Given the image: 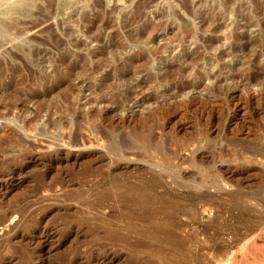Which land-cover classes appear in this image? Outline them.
Instances as JSON below:
<instances>
[{
	"label": "rangeland",
	"instance_id": "1",
	"mask_svg": "<svg viewBox=\"0 0 264 264\" xmlns=\"http://www.w3.org/2000/svg\"><path fill=\"white\" fill-rule=\"evenodd\" d=\"M0 67V264H264V0H0ZM88 84L113 99L79 124L9 110Z\"/></svg>",
	"mask_w": 264,
	"mask_h": 264
},
{
	"label": "bare ground",
	"instance_id": "2",
	"mask_svg": "<svg viewBox=\"0 0 264 264\" xmlns=\"http://www.w3.org/2000/svg\"><path fill=\"white\" fill-rule=\"evenodd\" d=\"M5 1V0H4ZM66 1H68V0H66ZM70 1V0H69ZM88 4H91V1L92 0H85ZM93 1H95V0H93ZM14 2V1H13ZM80 3H81V1H80ZM96 3V2H95ZM50 5V4H49ZM90 6V5H89ZM84 9V8H83ZM81 13V12H80ZM156 15V14H155ZM160 15V14H159ZM191 16V15H190ZM194 16V15H193ZM178 17V16H177ZM197 17V16H196ZM126 18V17H125ZM156 18V17H155ZM179 19V18H178ZM95 20V19H94ZM180 20V19H179ZM196 20V19H195ZM97 21V20H96ZM100 21V20H99ZM45 22V21H44ZM101 22V21H100ZM176 22H177V19H176ZM175 22V23H176ZM204 22V21H203ZM103 24H102V26H101V24L99 25H97V23L95 22V27H93L92 29H91V27L90 28H88V30H86L85 32H86V35H85V41L83 40H81L80 39V37H75L76 35H73L74 36V38H71L72 40H71V43H72V46L73 47H75L76 49H79V51H80V49H81V47H83L84 49H85V47L86 46H88L89 47V45H87L89 42L90 43H92V42H96V41H100V38H99V35H98V32L97 31H99L100 29H106L107 28V26L109 25V23H108V25H107V23H104V22H102ZM136 23H139V22H136V18L135 19H133L131 22L129 21V24H128V30H130V32H134V34L135 33H138V37L136 36V38L137 39H141L143 36H145L146 35V33H148V32H151V33H153V32H155V33H158V32H162V30H165V27L163 28L162 27V25H160V24H153V25H146L142 30H135V26H133L134 24H136ZM181 24V23H180ZM180 24H179V26H180ZM182 24H183V22H182ZM205 24V23H204ZM38 25L39 24H35L34 25V27H38ZM93 25V24H92ZM93 25V26H94ZM111 25V24H110ZM202 27L203 26H205V25H201ZM88 27V26H87ZM180 27H182V25L180 26ZM187 27H189L188 25H187ZM219 27V26H218ZM172 28V27H171ZM69 29V28H68ZM87 29V28H86ZM187 30H188V28H186ZM220 29H222V27H220ZM73 30V29H72ZM72 30H70V31H72ZM74 31V30H73ZM217 31V30H216ZM185 32V31H184ZM191 33V31H189V34ZM100 34V33H99ZM150 34V33H149ZM71 35V36H72ZM77 36H78V34H77ZM147 36V35H146ZM147 38V39H146ZM145 39H146V41L148 42V40L150 41V40H154L153 38V36H148V37H146ZM60 40V39H59ZM61 41V40H60ZM60 41H58V42H60ZM102 41V40H101ZM89 43V44H90ZM59 44H61V45H64V43H63V41H61V43H59ZM148 44V43H147ZM200 46H201V44H200ZM82 48V49H83ZM81 49V50H82ZM83 49V50H84ZM90 49V48H89ZM86 50V52H87V54H88V56H90V58H91V60L92 59H96V57H100L99 55L101 54L100 52H98V51H96V50ZM102 50V49H101ZM105 50V49H104ZM66 53V52H65ZM69 55V53L67 52L66 54H64V56L61 58V61L63 62V60H66L65 58H67V57H70V56H68ZM72 56V55H71ZM103 56V55H102ZM221 56V55H220ZM74 57H76L77 59H79V58H81L82 57V55H80V54H78L77 56H74ZM72 58V57H71ZM121 58V57H120ZM125 58V57H124ZM122 59V58H121ZM126 60V59H125ZM125 60H118L117 61V63H116V65H123V64H125L126 62H125ZM93 61V60H92ZM64 64V63H63ZM97 64V63H96ZM110 64V63H109ZM114 64V63H113ZM66 65L68 66V63H66ZM65 64H64V66H66ZM96 66H98V65H96ZM124 66V65H123ZM1 68V67H0ZM65 68V67H64ZM11 69V68H10ZM1 70V69H0ZM2 71H4V70H2ZM14 71V70H13ZM3 73H5V72H3ZM1 77H2V75H1ZM66 77V76H65ZM17 78V77H16ZM21 78H23V77H21ZM63 78V77H62ZM70 78V77H69ZM10 81V80H9ZM15 81V80H14ZM14 81H13V83H14ZM25 81V80H24ZM36 81V80H35ZM45 81V80H44ZM55 81H58V83L57 84H61L62 82L60 81V80H55ZM16 82V81H15ZM67 82H69V80L67 81ZM12 83V84H13ZM41 83V82H40ZM50 83V82H49ZM48 83V84H49ZM56 83V82H55ZM17 84H18V82H17ZM24 84V83H23ZM67 84V83H66ZM81 84V83H80ZM35 85H37V84H35ZM51 85V84H50ZM52 85H54V84H52ZM8 86H9V84H5L4 85V87L5 88H8ZM21 86V85H20ZM31 86V85H30ZM81 86V85H80ZM1 87V86H0ZM37 87V86H36ZM39 87H40V90H39ZM38 87V92H43V95H41V96H43L42 98H44L45 97V99L47 98L46 96L48 95V94H50V93H47V92H49V91H47L48 89V87L50 88L51 86H47L46 84H45V82L44 83H41V85ZM55 87V86H54ZM58 87V86H57ZM60 88H61V85L59 86ZM77 87H78V85H77ZM27 88V87H26ZM70 87H68V89H69ZM75 88V87H74ZM100 87H94V86H91V84H88V86H87V88L85 89V90H87V91H89V94L90 95H92L93 97L90 99H86L85 100V105L84 106H91L92 107V109H90V110H88V112H85V113H83V112H81V113H79L80 111H78V112H76L77 111V109H76V94L72 91V90H70V95H67L68 96V98H72V99H75V104H74V102L73 103H69L68 102V107L66 108V110H65V113L63 114V115H61V116H59L56 120H53L52 118H53V115H51L50 114V112L48 113V111L47 110H44V108L42 109V108H36V109H32V108H29V107H26L24 104H26V103H31L32 101H33V99H32V97H27V101L24 103V104H22V102L20 101V99H17V101H15V102H13V104H11L10 105V107H9V110H10V112H13L14 110H16V111H18V112H23V113H25V114H28L29 115V118H27V117H22L21 119H18L19 120V123L20 124H22V128H27L28 129V131H35V129H37L38 128V131L40 132V134H44V133H47L50 129H54V128H56V125H60V124H62V123H65L66 122V124H69V123H75V124H79V123H81L82 122V119L85 117H87V118H90L91 119V117H95V116H97L99 113H100V115H101V113H103V114H105L107 111H105V112H103V109H105V108H108V105L111 103V99H113L112 97H111V95H107V96H101V95H99L100 93H99V90H101V89H99ZM73 89V88H72ZM22 90V89H21ZM27 91V90H26ZM77 92V91H76ZM123 92V91H122ZM99 93V94H98ZM108 93V92H107ZM12 94V93H11ZM42 94V93H41ZM103 94V93H102ZM110 94V93H109ZM119 94V93H118ZM89 95V96H90ZM104 95H106V94H104ZM112 95H114L113 93H112ZM22 96V95H21ZM24 96V95H23ZM22 96V97H23ZM40 96V97H41ZM117 96V95H116ZM120 96V95H119ZM78 97V96H77ZM118 97V96H117ZM122 97V96H121ZM17 98V97H16ZM49 98V97H48ZM115 98V97H114ZM119 98V97H118ZM15 99V98H14ZM117 99V98H116ZM120 99V98H119ZM41 100V99H40ZM24 101V100H23ZM74 101V100H73ZM117 101V100H116ZM114 102V101H113ZM120 102V101H119ZM122 102L124 103L125 102V98L123 97V99H122ZM108 104V105H107ZM120 104H122L121 102L118 104V105H120ZM121 106V105H120ZM119 106V107H120ZM90 107V108H91ZM118 107V108H119ZM94 108V109H93ZM111 109V108H110ZM109 109V110H110ZM7 110V112L9 111L8 109H6ZM80 110V109H79ZM108 110V111H109ZM111 111V110H110ZM112 112V111H111ZM9 113V112H8ZM110 113V112H109ZM26 116V115H25ZM104 116V115H103ZM86 120V119H85ZM37 126H40V127H37ZM73 140L75 141L76 140V137H74L73 138ZM116 147H117V145L116 146H114V149H116ZM11 162H12V160H11ZM175 225V224H174ZM173 228V227H172ZM172 230V229H171ZM176 230V229H175ZM174 231V230H173ZM177 231H175V232H172V234L173 233H176ZM170 233H171V231H170ZM168 234V236L170 237V236H172L171 234H169V232L167 233ZM179 234H181V233H178V236H179ZM174 235V234H173ZM176 235V238H177V234H175ZM175 235L173 236V237H175ZM186 235H187V233H186ZM185 235V236H186ZM190 235V234H189ZM181 236V235H180ZM188 237V236H187ZM180 238H182V237H180ZM184 238H186V237H184ZM183 238V239H184ZM175 238H173V240H174ZM182 239V240H183ZM186 239H190V237H188V238H186ZM178 240V239H177ZM178 241H180V240H178ZM186 241V240H185ZM188 242V241H187ZM176 243H178V242H176ZM180 243H182V241L180 242ZM185 244H186V242H185ZM178 245H181V244H179L178 243ZM184 245V244H183ZM186 246V245H185ZM184 247V246H183ZM41 249H39L38 250V252L40 251Z\"/></svg>",
	"mask_w": 264,
	"mask_h": 264
}]
</instances>
